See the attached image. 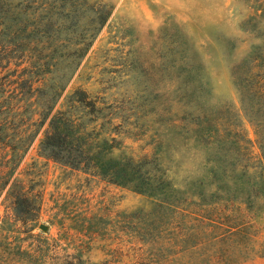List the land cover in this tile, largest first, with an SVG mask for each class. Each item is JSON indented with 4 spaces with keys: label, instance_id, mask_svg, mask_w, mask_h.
<instances>
[{
    "label": "rangeland",
    "instance_id": "rangeland-1",
    "mask_svg": "<svg viewBox=\"0 0 264 264\" xmlns=\"http://www.w3.org/2000/svg\"><path fill=\"white\" fill-rule=\"evenodd\" d=\"M88 1L105 4L109 14L62 93L80 87L103 102L101 132L118 141L108 156L137 159L161 143L168 174L181 185L202 170L207 155L187 148L172 127L186 122L179 117L190 105L208 118L227 116L249 140L250 154L258 153L237 84L246 76L264 93V0ZM255 50L262 62L250 69L247 57ZM42 128L12 174L37 194L32 208L15 220L5 188L0 192V219L13 217L0 228V264H77L69 258L76 252L84 264H153L152 249L131 232L128 218L152 209L153 199L42 156ZM76 212L89 217L90 229L70 228ZM249 215L264 239L263 198Z\"/></svg>",
    "mask_w": 264,
    "mask_h": 264
},
{
    "label": "trees",
    "instance_id": "trees-1",
    "mask_svg": "<svg viewBox=\"0 0 264 264\" xmlns=\"http://www.w3.org/2000/svg\"><path fill=\"white\" fill-rule=\"evenodd\" d=\"M108 14L105 4L88 0H0V192L5 188L14 219L28 213L37 198L12 174L43 127L37 146L42 156L153 199L149 211L128 214L131 232L152 249L153 264H239L264 258V239L249 215L264 199V93L248 77L239 79L256 155L227 116L208 118L190 105L179 117L186 122L172 127L187 148L207 155L202 170L187 175L181 185L168 174L161 143L137 159L108 156L118 141L101 132L103 102L80 87L62 93ZM247 59L250 69L262 62L257 50ZM246 74L254 76L249 69ZM13 217L3 215L0 228L7 229ZM70 221L77 231L91 228L83 212ZM72 255L77 264L85 263L78 252Z\"/></svg>",
    "mask_w": 264,
    "mask_h": 264
},
{
    "label": "water",
    "instance_id": "water-1",
    "mask_svg": "<svg viewBox=\"0 0 264 264\" xmlns=\"http://www.w3.org/2000/svg\"><path fill=\"white\" fill-rule=\"evenodd\" d=\"M45 226H40L41 229H44Z\"/></svg>",
    "mask_w": 264,
    "mask_h": 264
}]
</instances>
